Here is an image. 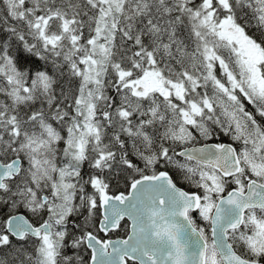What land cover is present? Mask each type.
Masks as SVG:
<instances>
[{"label": "snow or ice", "instance_id": "obj_1", "mask_svg": "<svg viewBox=\"0 0 264 264\" xmlns=\"http://www.w3.org/2000/svg\"><path fill=\"white\" fill-rule=\"evenodd\" d=\"M0 264H264V0H0Z\"/></svg>", "mask_w": 264, "mask_h": 264}, {"label": "flooded vegetation", "instance_id": "obj_2", "mask_svg": "<svg viewBox=\"0 0 264 264\" xmlns=\"http://www.w3.org/2000/svg\"><path fill=\"white\" fill-rule=\"evenodd\" d=\"M127 222H128L127 225L129 226V221H127ZM116 231H118V229L114 230L113 232L108 233L107 235H105L104 233H101V236H103L105 239H108V238H114V237H118V236L127 235L126 232L124 234H117Z\"/></svg>", "mask_w": 264, "mask_h": 264}, {"label": "trees", "instance_id": "obj_3", "mask_svg": "<svg viewBox=\"0 0 264 264\" xmlns=\"http://www.w3.org/2000/svg\"><path fill=\"white\" fill-rule=\"evenodd\" d=\"M224 141H228L227 138H225ZM181 184H183V181H181ZM124 223H125V221H122V224H124ZM126 223H128V222L126 221ZM116 233L117 234H124L125 231L124 230H121V229H118V231H116Z\"/></svg>", "mask_w": 264, "mask_h": 264}, {"label": "water", "instance_id": "obj_4", "mask_svg": "<svg viewBox=\"0 0 264 264\" xmlns=\"http://www.w3.org/2000/svg\"><path fill=\"white\" fill-rule=\"evenodd\" d=\"M224 142H229V141H224ZM130 224H131V221H129V231H130ZM126 238H127V235L118 236V237H114V238H108V239H126Z\"/></svg>", "mask_w": 264, "mask_h": 264}]
</instances>
